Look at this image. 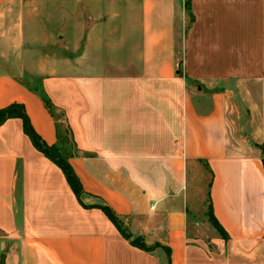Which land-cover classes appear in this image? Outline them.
Here are the masks:
<instances>
[{"label":"crops","instance_id":"obj_1","mask_svg":"<svg viewBox=\"0 0 264 264\" xmlns=\"http://www.w3.org/2000/svg\"><path fill=\"white\" fill-rule=\"evenodd\" d=\"M65 1L71 34L40 30L26 50V12L16 23L0 13L12 21L0 34V110L22 105L55 146L43 92L71 130L83 189L78 198L21 119L1 125L5 264H264V0ZM193 166L211 180L207 239L190 220Z\"/></svg>","mask_w":264,"mask_h":264},{"label":"rangeland","instance_id":"obj_2","mask_svg":"<svg viewBox=\"0 0 264 264\" xmlns=\"http://www.w3.org/2000/svg\"><path fill=\"white\" fill-rule=\"evenodd\" d=\"M69 3L65 0H0V13L5 14L6 11H11L13 14L10 17L14 19L11 20L16 23L18 21L16 18L20 16V13L26 12L22 27L26 40L25 47L22 50H26L32 46L30 44V36L35 32L38 33L40 30L49 31L56 37H59L62 33L59 30L63 27L64 32L71 34V26H67L66 23L68 21H64L63 19L67 13L71 12L72 5ZM30 9L34 11L35 16L27 14ZM7 20L3 21L0 19V34L3 29L7 30L12 22L9 21L10 19ZM58 49L60 50L59 47ZM26 52L20 51V55L23 53L22 57L25 58ZM15 58L11 57V62H15ZM188 179L191 209L190 220L194 224L196 236L204 239L210 238L214 233L206 222V209H204L206 207L204 204L207 200L210 175L202 166H193L190 168Z\"/></svg>","mask_w":264,"mask_h":264},{"label":"trees","instance_id":"obj_3","mask_svg":"<svg viewBox=\"0 0 264 264\" xmlns=\"http://www.w3.org/2000/svg\"><path fill=\"white\" fill-rule=\"evenodd\" d=\"M186 10L190 13V21L193 23L194 18L191 14L189 4L186 5ZM39 93V92H38ZM40 97L42 98L46 108L48 111L56 118L57 121V135H58V144L52 147H48L42 139L37 135L34 131L28 116L26 115L25 109L22 105L14 104L6 109L0 110V126L3 125L6 121L12 118L21 119L23 122V130L24 133L30 138L34 147L45 155L50 161L56 164L64 173L71 189L75 193V195L80 198L83 194L82 186L71 167L69 160L77 155V149L73 141V136L71 130L65 120H63L64 115H57L56 108L52 104V102L48 99V97L40 92ZM212 179V174H211ZM211 186V180L208 183V189ZM102 211L109 218V220L117 227V229L121 232V234L130 241V243L141 250L150 251V249L146 246L142 238L132 239L130 235H128L123 228V223L120 219L108 208L101 207ZM208 218L210 224L213 228L218 232V234L224 239L228 240V235L223 230V228L219 225L217 220L213 215L212 206L208 207Z\"/></svg>","mask_w":264,"mask_h":264},{"label":"water","instance_id":"obj_4","mask_svg":"<svg viewBox=\"0 0 264 264\" xmlns=\"http://www.w3.org/2000/svg\"><path fill=\"white\" fill-rule=\"evenodd\" d=\"M5 261H6V256L3 254L0 257V264H5Z\"/></svg>","mask_w":264,"mask_h":264}]
</instances>
